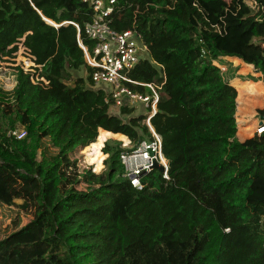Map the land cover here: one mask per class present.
Masks as SVG:
<instances>
[{
  "label": "trees",
  "instance_id": "16d2710c",
  "mask_svg": "<svg viewBox=\"0 0 264 264\" xmlns=\"http://www.w3.org/2000/svg\"><path fill=\"white\" fill-rule=\"evenodd\" d=\"M93 14L84 0H0V60L22 43L42 78L18 66L0 89V205L33 215L0 238V264H264V133L237 137L264 84L236 87L216 63L239 58L264 83V0H117L113 26L137 28L150 50L131 76L165 82L151 122L169 179L154 169L142 189L120 179V145L104 146L107 170L80 169L77 153L99 157L109 132L126 144L151 135L146 116L112 112L92 86L75 23L89 44ZM20 127L23 138L9 134Z\"/></svg>",
  "mask_w": 264,
  "mask_h": 264
},
{
  "label": "built area",
  "instance_id": "2783aa9c",
  "mask_svg": "<svg viewBox=\"0 0 264 264\" xmlns=\"http://www.w3.org/2000/svg\"><path fill=\"white\" fill-rule=\"evenodd\" d=\"M93 8V17L84 26V33L91 42L86 44L81 39V27L78 42L83 49L87 65L91 67L90 76L94 88H102L107 93V101H112L113 108L129 107L135 109L139 100L149 108L145 122L151 135L137 142L129 140L123 146L120 159L124 166L123 177L138 189L145 186L143 178L154 170L155 164L162 166L163 176L169 179V161L163 153L162 136L154 128L151 119L158 112V103L162 95L164 81L141 82L131 76V71L142 60L150 57L148 45L137 28L124 30L113 26V13L117 0H84ZM205 54V51H203ZM101 85V86H100ZM133 86H145L151 92L144 93ZM253 135L264 133V118H256ZM10 135L21 139L26 135L24 128L9 131Z\"/></svg>",
  "mask_w": 264,
  "mask_h": 264
},
{
  "label": "rangeland",
  "instance_id": "374dc122",
  "mask_svg": "<svg viewBox=\"0 0 264 264\" xmlns=\"http://www.w3.org/2000/svg\"><path fill=\"white\" fill-rule=\"evenodd\" d=\"M220 64V67L222 68L225 73L231 77V75H234L233 78L238 76L242 81L244 82H255V83H261L259 80H254L252 76L258 78L259 73L256 71L255 68H252L249 72H245L247 70L246 68H241L240 71H244L245 73L241 74L240 72H237V70H234L233 67L230 66L229 61L221 60L217 61ZM21 66L24 68L25 71H31L34 73V80L37 81L42 78H38V73H36V70L33 68L36 66L35 62L33 61L32 55L29 53V51L22 45V43L19 44L18 50L13 53L11 56H5L0 60V89L4 93H10L14 86L16 85V72L17 67ZM229 69V70H228ZM239 71V70H238ZM73 78L70 81L72 83L74 80H76L77 77L81 76L86 78L88 76L87 69L85 67H82L78 70L74 69L72 70ZM101 86V85H100ZM264 108L263 105H257V107H254V115L253 119L257 121L256 118H259L258 110ZM112 112L120 113L118 108H112ZM149 112V108L145 106L144 102L137 101L135 103V109L134 112L131 115H124L125 118H129L130 116H137V115H146ZM249 121L251 118H247ZM17 128V129H21ZM108 132L105 130H101L99 134L98 141L101 139L103 133ZM107 136L104 137V140L100 146V156L96 157L94 155V149L92 146H88L87 148L80 150L77 153V156L79 158V165L80 169L83 170L84 168H93V170L97 173H100L104 170L108 169V165L106 164V160L109 156V154L104 152V146L106 144H109L110 146H116L120 145L121 148L126 145L122 134L119 133H113L109 132ZM254 136V135H252ZM248 138H251L248 137ZM247 139V138H246ZM130 140V139H129ZM129 144V143H128ZM96 157L93 158L92 157ZM120 177V176H119ZM120 179L125 180L123 176L120 177ZM17 204L22 203V199H16L15 201ZM20 213L22 215V221L23 224L27 223L32 218V213H25L18 209L16 206L8 207L6 205H0V238L8 235L12 231V222L13 219L16 217V215Z\"/></svg>",
  "mask_w": 264,
  "mask_h": 264
},
{
  "label": "crops",
  "instance_id": "0c3cea01",
  "mask_svg": "<svg viewBox=\"0 0 264 264\" xmlns=\"http://www.w3.org/2000/svg\"><path fill=\"white\" fill-rule=\"evenodd\" d=\"M221 60H225V61H229L230 62V66L231 67H233L234 68V70H237V72H240L241 74L243 73H245V72H249L252 68H254L252 65H250V64H247V63H245V62H243L241 59H239V58H236V57H229V56H227V57H223V59H221ZM238 62H237V61ZM220 61V60H219ZM219 66H220V64H219V62H216ZM241 68L243 69V68H246L247 70H245V72L244 71H240L241 70ZM239 70V71H238ZM258 73H259V76L261 75V73L258 71V70H256ZM239 80H241L238 76H236L235 78H232L231 79V83L234 85V86H236L237 87V83H238V81ZM262 84H264L261 80H259ZM259 117H261V116H259ZM248 123H249V125H245L244 126V128L245 129H247L246 130V132H247V135L245 136V137H241L240 135H239V131H240V128H239V131H238V134H237V137H238V139L240 140V141H244V140H246V138H248V137H252V135L254 134V130H255V126H256V123H257V121H255V123H253L252 124V122L251 121H249L248 120ZM238 124H239V122H238Z\"/></svg>",
  "mask_w": 264,
  "mask_h": 264
},
{
  "label": "water",
  "instance_id": "95a60500",
  "mask_svg": "<svg viewBox=\"0 0 264 264\" xmlns=\"http://www.w3.org/2000/svg\"><path fill=\"white\" fill-rule=\"evenodd\" d=\"M52 23H53L54 25H56L54 22H52ZM56 26H57V25H56ZM154 168L160 170L161 172H163V170H164V168H163L162 166H159V165H157V164H155Z\"/></svg>",
  "mask_w": 264,
  "mask_h": 264
},
{
  "label": "bare ground",
  "instance_id": "6f19581e",
  "mask_svg": "<svg viewBox=\"0 0 264 264\" xmlns=\"http://www.w3.org/2000/svg\"><path fill=\"white\" fill-rule=\"evenodd\" d=\"M52 22V20H50Z\"/></svg>",
  "mask_w": 264,
  "mask_h": 264
}]
</instances>
